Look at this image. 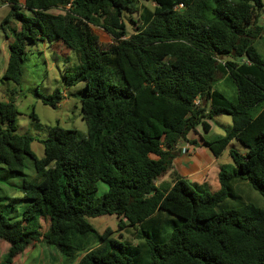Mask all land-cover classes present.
Wrapping results in <instances>:
<instances>
[{
    "label": "trees",
    "instance_id": "trees-1",
    "mask_svg": "<svg viewBox=\"0 0 264 264\" xmlns=\"http://www.w3.org/2000/svg\"><path fill=\"white\" fill-rule=\"evenodd\" d=\"M0 3L9 7L3 23L18 22L1 78L20 83L27 42H61L78 60L64 82L84 83L87 124L85 135L49 127L37 158L34 137L17 133L14 98L0 100V171L23 174L28 156L36 173L20 184L29 202L20 219L10 220L0 204V240L8 243L0 264L39 241L64 264H264V208L228 201L239 181L264 197V59L253 45L263 31L262 0ZM125 16L135 25L131 34ZM92 25L111 43L101 45ZM218 73L234 84L233 99L214 87ZM37 96L53 108L64 97L59 90ZM220 115L231 118L223 135L188 138L199 126L209 132V120ZM184 142L202 143L215 157L228 147L233 168L220 169L217 191L181 175L161 181ZM98 181L107 185L100 196ZM101 215H114L119 231L133 227L139 241L111 238L110 227L97 233L88 218ZM41 216L49 219L46 230Z\"/></svg>",
    "mask_w": 264,
    "mask_h": 264
},
{
    "label": "rangeland",
    "instance_id": "rangeland-1",
    "mask_svg": "<svg viewBox=\"0 0 264 264\" xmlns=\"http://www.w3.org/2000/svg\"><path fill=\"white\" fill-rule=\"evenodd\" d=\"M263 4H264V0ZM21 4L23 0H20ZM140 5L153 7L152 2H139ZM9 11L6 3H0V100H9L14 98V104L17 108V133L31 135L34 140L31 142V149L37 158L43 156V145L38 139L48 135V129L51 126L59 125L63 128L77 129L80 135L87 132V124L81 116L80 96L82 95L84 83L80 82L74 86L68 87L64 82L65 71L69 74L78 66V60L74 50L65 47L59 41L50 43L48 40H38L35 43L27 42L25 47L24 61L22 63V76L19 84L1 76L6 66L9 55L8 42L12 39L13 33L11 27L17 26L18 22L14 20L10 25L3 23V18ZM59 12V9L52 10ZM124 22L127 26L128 34L133 33L135 25L131 24L128 17L125 16ZM262 26L263 31L260 36L254 39L253 45L258 50L262 59H264V6L257 22ZM92 31L98 36L101 45L111 43V36L102 28L91 26ZM223 59V60H222ZM222 61L230 59L222 58ZM229 99L235 97L236 89L229 78L218 73V79L214 85ZM59 90L64 94L63 99L58 106L53 108L46 105L37 96L47 95ZM34 111L35 118L32 116ZM212 130L203 132L201 135L207 140H213L224 132L218 123L230 124L231 118L228 115H220L212 120ZM200 128V126H199ZM237 148L241 147L238 142L234 143ZM242 148V147H241ZM228 149L219 157L220 159L212 165L207 178L199 184L206 187L209 192L217 191L220 188L218 174L222 167L231 171L233 163L231 157L227 155ZM218 168V174L215 169ZM174 170V169H173ZM173 170L169 169L167 174H172ZM1 173L0 179V204L2 213L10 220H17L22 217L28 200L23 196L20 184L23 178L33 179L36 176L33 160L26 156L23 167V174L8 175L7 172ZM97 196H100L107 190V185L97 182ZM234 198H229L230 206H237L241 201H250L255 205L264 208V197L253 189L247 182L239 181L233 186ZM12 198L16 200L13 201ZM43 229L48 228V217L38 218ZM88 221L96 229L97 233H102L106 227L114 230L111 238L127 239L137 243L139 240L134 236L133 227H127L119 231L117 228V218L114 215H101L98 217L88 218ZM120 233L122 234L120 236ZM8 243L0 240V259L7 250ZM12 264H64L62 256L52 245H47L41 241L34 242L26 251Z\"/></svg>",
    "mask_w": 264,
    "mask_h": 264
},
{
    "label": "crops",
    "instance_id": "crops-1",
    "mask_svg": "<svg viewBox=\"0 0 264 264\" xmlns=\"http://www.w3.org/2000/svg\"><path fill=\"white\" fill-rule=\"evenodd\" d=\"M209 123H210L209 131H211L212 122L209 120ZM218 125L222 128L224 132L223 127L229 124L218 123ZM199 135H201V128L197 127V133L196 132L190 133L188 135V138L191 140H197L199 142L200 141ZM235 142L236 141H232L229 144V146L230 145L234 146ZM226 149H228V147ZM223 153L224 150L219 156L215 157L212 155L209 149H207L202 143H199L198 145H194L189 142L181 143L179 146H177V149L173 154L174 156L172 159V167L170 168L171 170L174 169L173 173L166 174L164 177H162L161 181L162 180L170 181L173 178H175V176L181 175L182 177L190 180L191 182L200 183L202 180L204 181L207 178L212 165L215 164L220 159L219 157ZM227 155L230 156L229 151L227 152ZM218 171H219L218 168L215 169V174H218Z\"/></svg>",
    "mask_w": 264,
    "mask_h": 264
},
{
    "label": "built area",
    "instance_id": "built-area-1",
    "mask_svg": "<svg viewBox=\"0 0 264 264\" xmlns=\"http://www.w3.org/2000/svg\"><path fill=\"white\" fill-rule=\"evenodd\" d=\"M199 102H200V99L197 97V98L195 99V103L198 104Z\"/></svg>",
    "mask_w": 264,
    "mask_h": 264
}]
</instances>
